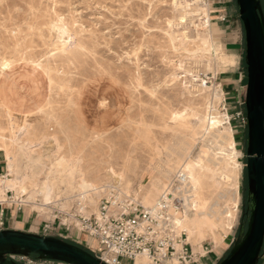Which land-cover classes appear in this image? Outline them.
Returning <instances> with one entry per match:
<instances>
[{
	"label": "rangeland",
	"instance_id": "374dc122",
	"mask_svg": "<svg viewBox=\"0 0 264 264\" xmlns=\"http://www.w3.org/2000/svg\"><path fill=\"white\" fill-rule=\"evenodd\" d=\"M223 1L235 17L223 13L218 28L209 17V2L201 0H186L183 9L173 0H0V150L10 145L15 131L28 132L33 155L44 167L25 194L34 193L38 205L50 207L4 204L11 205L4 230L59 238L86 251L70 234L65 239L56 235L62 224L71 225L72 233L77 225L65 214L78 211L75 201L65 198L76 192L54 187L55 180L47 175L63 158L76 162L83 179L103 190L97 204L105 196L124 193L125 185L113 183L111 173H122L130 185L126 195L140 204L157 181L162 195H172L171 213L206 201L217 216L203 228L197 251L201 254L194 260L223 261L248 217L245 37L235 0ZM260 2L264 15V0ZM181 12L189 13L186 23L180 21ZM234 22L240 25L238 47L227 44L237 36L230 38ZM207 114L219 123L218 130H228L233 143L234 155L226 157L219 170L208 155L220 140L205 135L199 121ZM187 161L198 162L196 190L181 188L177 193L175 179L181 172L175 171ZM0 168L1 178L6 174L2 152ZM169 169L175 170L165 179L163 171ZM222 174L232 181L215 185ZM162 195L151 196L150 205L158 204ZM61 203L67 212H61ZM23 218L28 219L25 227L20 224ZM45 223L52 224L48 235L41 230ZM186 238L193 248L195 241ZM79 239L86 235L79 234ZM211 250L215 258L206 255ZM30 258L39 264L37 257ZM7 259L28 264L18 257ZM258 264H264V249Z\"/></svg>",
	"mask_w": 264,
	"mask_h": 264
},
{
	"label": "bare ground",
	"instance_id": "6f19581e",
	"mask_svg": "<svg viewBox=\"0 0 264 264\" xmlns=\"http://www.w3.org/2000/svg\"><path fill=\"white\" fill-rule=\"evenodd\" d=\"M173 1H174V4H176V7L178 9H183V4H184V2L186 0H173ZM185 11H186V9H185ZM185 13L184 12H181L179 14L180 15L179 18H180L181 23H186V15H188L189 13H187V12H185ZM206 27H208V25H206ZM204 33H205L204 37L207 38L209 35L207 34V32H204ZM11 72H13V71L11 70ZM53 72H54V70H53ZM30 75H31V73H30ZM0 76H1V74H0ZM27 76H28V74H27ZM40 76H42V75L40 74ZM0 79H1V77H0ZM43 79L45 81V78H43ZM41 83H44V82H41ZM202 86H206V83H202ZM43 89H44V87H43ZM2 91H3V89H2ZM34 93L35 92H33V94ZM30 94H31V91H30ZM218 95H219L218 92H215L214 93V96L215 97H218ZM212 116L210 114H207L206 117L200 118L199 121L202 123V125L204 124V129L203 128L202 129H203V132H204L205 135L213 137V139L215 141L216 140H220V142H217L216 143L215 147H212L211 148V152L208 155V162L212 163V165L215 168L218 167L217 170H219V167L221 166V163H223L225 161V158L234 155V152H233V143L231 141H229V139H228L229 138V136H228V130L226 128L223 127L222 130H218L216 128L215 125L216 124L218 125L219 123L218 122H215L214 121L215 118H213ZM25 128H27V126H25ZM27 136H28V132L26 130L23 131V132L22 131H18V130L15 131L13 133L11 139H10V145H7L8 144L7 143L6 144L7 145L6 148L0 150V152H2V154H3L4 164H5V167H6V174H5V176H2L0 178V205L15 203L16 205L17 204H21V205H24V206L26 205V206L32 207V209H34V210L35 209L38 210L39 208L50 209V207L47 206L48 204L47 205H45V204L44 205L43 204L38 205L37 204L38 201L35 199L36 196L35 197L33 196L34 193L29 192V193L25 194V190L29 189V187L33 185L34 177L36 175L40 174L39 172L42 171V169L44 167V165L42 164L41 160L39 158H36L33 155V152H34L33 151V147L34 146L27 139ZM204 147L205 146H203V148ZM54 161H55V159H54ZM175 161H177V160H175ZM197 165H198V162L197 163H192L190 161H187V162H184V163L178 165L177 171H175L176 172V175L179 172H181V173L177 176V179H175L176 180L175 181L176 182V185L174 186V190L177 188V190H178L177 193L182 192L181 188L182 189L185 188L186 190L188 188H192V190H193V188H194L196 190V183H197V181H196V179H197L196 178V167H197ZM48 169H49V171L47 170L48 171L47 172V175L49 177L52 176V179L55 180L54 187H56L55 186L56 184H58L59 186L60 185H63V186L66 187L67 190L69 189L68 192H74V191L76 192V194H73L71 196H70V194H68L67 196L65 195L66 197L65 196L64 197L66 198V200H70V199L71 200H74L75 203H76L75 205H77L76 207H77V210L78 211L76 213H65V212H67L64 209L66 207H65L64 204L61 203V205H60L61 207L59 208L60 210H62L61 212H64L65 214H68L72 220L76 221V223H77V220L74 218L76 215H81V216L89 217L91 215H97L98 214V206H99V203L100 202L98 204H97V202L100 199L99 198L100 197V192H103V190L100 187L99 188H94L91 184H89V183L86 182L87 180L85 181L83 179L80 171L77 168V163L76 162L69 163L65 159L61 158V159H57L56 163H54L52 165V167L51 168H48ZM173 170H175V169L164 170L163 171V176L165 175L164 178L166 179V176H169V174H172L171 172H173ZM206 170H208V168ZM175 172H174V174H175ZM160 174H158V175H160ZM53 175H55V176H53ZM110 175H111V178L113 180V183L115 182V184L117 186H120L122 184L125 185V187H124L125 190H124V193H123L125 195H123L120 192H115L113 194L115 197L120 198V199L121 198L130 199V200L138 203L139 205H141L143 208L148 209L150 211H155L156 209L161 208L162 206H165L166 207V211H167L169 217L171 218V222L173 224V228H174V230L176 232V235H180L181 233H183L185 235V237L187 236L188 238H192L195 241V244L193 243V248L191 247L192 251H199V249L202 248V246L200 245V241L202 240L203 235H204L203 234V228H205L210 223V221L217 216L215 212H212L210 209L207 208V204L205 203L206 201H204L201 204H196L195 203L194 206L192 205L193 208H189V210H187L188 209V206H186L185 207V212H183V211L181 212V210H179V207H178L177 212L171 213V211H173V209H174L173 206H172L173 204L170 205L171 204L170 202L172 200V195L169 192H165L162 195V191H163L162 189H163V187H162L161 184H159V181H157V184L156 183L155 184H152V187H150L151 190L148 192V194H145V196H143V195L141 196L142 197V199H141L142 202L140 204L138 202V200H135L132 197L126 195V194H128V191H130V189H129L130 188V185H129V182H127L125 180V178L123 177L122 173H116V174L111 173ZM219 179L220 180H218V182L215 183V185H217V186H220L221 185L220 182H230V181H232L230 179V177H228L225 174L220 175ZM42 183L43 182H41V184ZM228 185H230V184H228ZM39 187H40V185H39ZM45 191H47V190H45ZM190 192H192V191H190ZM45 194H46V192H45ZM157 195H162L161 198L159 197L160 199H159L158 204H156L154 206L153 205H150L151 204L150 201H149L151 199L150 197L152 196L153 198L156 199ZM24 197H26V199ZM174 199H176L177 201H179V199L177 198L176 195L174 196ZM39 201H40V199H39ZM151 202H152V204H155V201L154 202L151 201ZM89 206L91 207V211H87V207H89ZM52 215H53L52 218H54L55 215L54 214H52ZM224 225H226V224H224ZM205 236H207V235H205ZM213 237H215V236H213ZM188 240L190 241L191 239H188ZM188 240H187V238L184 239L185 243L189 244ZM213 240H215V239H213ZM215 248H217V247L215 246ZM193 255L195 256L196 254L193 253ZM147 260H148V258H147V256L145 254H140V255H138L135 258L134 263L136 262V264H140V263L146 264L147 263L146 262ZM173 264H178V263H177V261H174Z\"/></svg>",
	"mask_w": 264,
	"mask_h": 264
},
{
	"label": "water",
	"instance_id": "95a60500",
	"mask_svg": "<svg viewBox=\"0 0 264 264\" xmlns=\"http://www.w3.org/2000/svg\"><path fill=\"white\" fill-rule=\"evenodd\" d=\"M235 2L245 37L248 217L246 228L243 221L228 255L219 264H258L264 243V15L260 0ZM31 255L67 264H107L59 238L0 231V264H16L7 259L10 256Z\"/></svg>",
	"mask_w": 264,
	"mask_h": 264
},
{
	"label": "built area",
	"instance_id": "2783aa9c",
	"mask_svg": "<svg viewBox=\"0 0 264 264\" xmlns=\"http://www.w3.org/2000/svg\"><path fill=\"white\" fill-rule=\"evenodd\" d=\"M201 1V4L209 2ZM224 20L219 17V21ZM10 206L0 205V231L6 226L5 211L11 209ZM74 218L77 220V225L74 226L76 233L71 232V225L62 224L64 233L56 235L65 239L70 234L76 239V243H83L91 254L107 264H134L135 258L140 254L147 256L149 264H173L174 261L178 264H196L191 246L185 243L183 233L176 235L165 206L150 211L130 199H120L111 194L101 199L97 215H76ZM58 229L59 223L55 231ZM41 230L44 235H48L53 230L52 224L45 223ZM82 233L86 235V239L80 241L79 234ZM10 257H18L28 264H34L30 256ZM36 262L67 264L39 259Z\"/></svg>",
	"mask_w": 264,
	"mask_h": 264
},
{
	"label": "crops",
	"instance_id": "0c3cea01",
	"mask_svg": "<svg viewBox=\"0 0 264 264\" xmlns=\"http://www.w3.org/2000/svg\"><path fill=\"white\" fill-rule=\"evenodd\" d=\"M224 2L225 1H223V0H211V1H209V17L210 16H212L211 17V19H213L214 20V22H216V25H217V27L218 28H220V26H219V24H218V22H221V21H219V17H222L221 15L224 13H226L227 14V16L229 15V17H231V18H233L234 19V17H235V15H234V11H232V9L230 10H228V12L226 11V9H225V7H223V4H224ZM227 2H230V0H228ZM236 8H237V6H236ZM238 10V9H237ZM239 14V13H238ZM240 19V18H239ZM243 25V24H242ZM232 26H233V29L235 30V33H233L232 31L230 32L231 33V35H232V37H230V38H235L234 37V35H236L237 34V36H236V38L235 39H231L232 41H228L227 42V44H231V46L232 47H238L239 45V43H238V33H239V28H240V25H239V28H238V23L236 22H234L233 24H232ZM228 29V26H225V28L224 29H222V33H226V30ZM226 81H229V80H226ZM1 171H2V169L0 168V173H1ZM13 214H14V212H13ZM28 222V219L26 218V219H22L21 221H20V224H22V226L23 227H25V224ZM60 229V228H59ZM60 232L61 233H64V229H60ZM194 254H201L200 252H195ZM207 254H210V256L212 257V258H215V256H216V252H214V250H211V251H208L207 253H206V255ZM134 264H136V262L134 263ZM140 264H142V263H140Z\"/></svg>",
	"mask_w": 264,
	"mask_h": 264
},
{
	"label": "trees",
	"instance_id": "16d2710c",
	"mask_svg": "<svg viewBox=\"0 0 264 264\" xmlns=\"http://www.w3.org/2000/svg\"><path fill=\"white\" fill-rule=\"evenodd\" d=\"M245 114H246V113H245ZM263 249H264V243H263ZM263 249H262V251H261V253H260V257H261V255H262ZM86 251L89 252L87 249H86ZM89 253H90V252H89ZM33 256H35V255H33ZM35 257H37V256H35Z\"/></svg>",
	"mask_w": 264,
	"mask_h": 264
}]
</instances>
